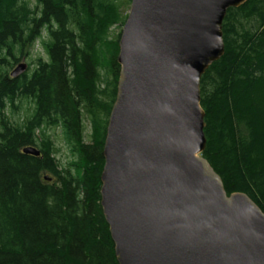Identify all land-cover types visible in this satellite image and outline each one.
<instances>
[{"label":"trees","instance_id":"trees-1","mask_svg":"<svg viewBox=\"0 0 264 264\" xmlns=\"http://www.w3.org/2000/svg\"><path fill=\"white\" fill-rule=\"evenodd\" d=\"M121 9L122 0H0V264H118L100 174ZM221 33L224 54L200 79L201 156L227 196L244 194L264 214V0L228 9ZM36 43L47 61L12 78Z\"/></svg>","mask_w":264,"mask_h":264},{"label":"water","instance_id":"water-1","mask_svg":"<svg viewBox=\"0 0 264 264\" xmlns=\"http://www.w3.org/2000/svg\"><path fill=\"white\" fill-rule=\"evenodd\" d=\"M246 2L130 0L100 174L118 264H264V214L244 194L227 196L201 156L200 79L224 54L227 10Z\"/></svg>","mask_w":264,"mask_h":264},{"label":"rangeland","instance_id":"rangeland-1","mask_svg":"<svg viewBox=\"0 0 264 264\" xmlns=\"http://www.w3.org/2000/svg\"><path fill=\"white\" fill-rule=\"evenodd\" d=\"M126 2H127V0H122L121 12H122V14L124 16L128 15V12H129V9H130V4L127 5ZM122 27L120 28L118 25H115L114 27L111 28L110 35L112 37L120 35ZM36 59H42L43 61H47V55H46L44 47L41 44H37V43L34 45L33 49L31 50L30 56L27 57V58L22 59L19 62V64H22V63L25 64L26 65V71H28V72L30 71L31 72L32 68H33V67H31V64ZM28 108H29V105L26 104V102H24L23 105H22V110L18 113L17 116L22 117L24 111L27 110ZM85 134L87 136L89 134V127H88L87 123L85 124ZM53 138H54L55 146L59 150L57 158H58V160L62 161V163L64 164V163H66L67 160H70L69 159V152H68L67 148L64 145L63 138H62V135H61L59 130H57L53 134Z\"/></svg>","mask_w":264,"mask_h":264}]
</instances>
